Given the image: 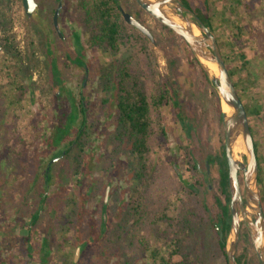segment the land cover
<instances>
[{
    "label": "rangeland",
    "instance_id": "obj_1",
    "mask_svg": "<svg viewBox=\"0 0 264 264\" xmlns=\"http://www.w3.org/2000/svg\"><path fill=\"white\" fill-rule=\"evenodd\" d=\"M37 1L47 6L45 14L50 19L53 1ZM92 1H63L61 23L69 37L66 51L74 54L70 47L73 45L71 30H80L90 69L83 94L89 104L87 124L91 125L92 132L86 139L87 156L80 172L84 177L79 184L72 171L77 166V160L73 159L76 151L70 156L64 152L51 161L48 202L52 205L42 216L43 229L39 236L48 238L52 252L44 264H60L57 257L67 253L65 264H71L72 258L76 264H161V254L166 256L171 250V238L179 236H184L189 248L195 245L191 256L193 264H201L199 256L205 260L202 264H228L218 248L216 231L206 218L199 219L204 213V204L214 208L213 192L219 193L217 174L210 169L206 175L202 165L195 171L192 163L184 159L185 140L175 107L151 110L150 150L145 155L144 178L137 184L134 177L141 168L139 158L132 152L129 137L120 135L115 99L105 92L106 77L109 73L114 76L116 66L124 59H129L132 74L138 77L140 86L149 96L160 87V82H169L171 87L179 89L185 111L196 121L195 156L204 158L207 152L219 150L225 143L224 131L216 128L217 121L219 123L216 106L221 105L216 88L204 83L198 67L191 68V55L182 40L169 34L148 13L143 12L142 19L152 31L155 42L144 40L142 34L133 32L124 23L127 32L137 36V41L134 38L130 43L120 44L116 52L92 45L95 22L88 20ZM208 1L211 12L216 13L215 34L228 64L242 67L241 52L249 61L233 79L239 83L238 93L244 96V102L256 105L264 99L259 88L264 83V10L256 12L255 9H264V0ZM38 14L39 9L36 15L26 17L22 0H0V264L21 263L23 252L18 236L23 220L21 214L28 207L25 202L34 191L32 185H36L35 188L40 185L49 161L65 144L63 142L61 148H49L46 142L57 118L69 112L70 105L67 100L54 96L59 86L50 70L52 60L44 56L50 23L45 28L40 27ZM9 25L16 56L2 50L6 40L4 28ZM237 38L242 45L232 47L230 42ZM60 56L62 54L58 60L61 77L77 94L84 78L83 70ZM9 65L8 71L5 70ZM251 120L257 125L255 115ZM239 156L245 160L242 152ZM3 171L8 175L7 183L5 176L2 177ZM203 179L211 185L212 191L208 194L201 189ZM243 183L242 179V186ZM71 209H76L77 213ZM79 210L80 220L75 227L70 226V233L66 232L69 240L64 242L62 235L69 229L68 220L71 216L77 217ZM186 215L192 219L193 232L183 227ZM102 222L107 228L101 240L81 248L89 232ZM60 241L64 242L61 248ZM246 245L254 254L252 243L246 242ZM154 249L160 251L156 259L152 257ZM42 261L37 252L31 260L33 264Z\"/></svg>",
    "mask_w": 264,
    "mask_h": 264
},
{
    "label": "trees",
    "instance_id": "obj_2",
    "mask_svg": "<svg viewBox=\"0 0 264 264\" xmlns=\"http://www.w3.org/2000/svg\"><path fill=\"white\" fill-rule=\"evenodd\" d=\"M180 1L185 6L189 8H194L193 3L195 2V0ZM90 3L91 7L88 10V20H92L95 22L93 31L94 33L92 34L90 40L92 45L102 47V49L110 50L111 52H116L120 44L130 43L135 38L134 33L127 32V29H125L126 27H124V20L121 16L120 11L116 7V0H93ZM134 3L136 5L135 11L138 14L141 15L143 12L147 13L137 2L134 1ZM196 11L199 13L198 15L200 16L202 21L207 25V27H210L211 22L207 13H201L199 9H196ZM156 21L169 34H172L173 37L180 38L182 40V42L187 48L188 53L191 55L189 59L191 68L198 67L204 83L215 87L214 84L210 81L206 69L198 62L184 38L175 33L168 26L164 25L158 20ZM130 27L133 29V32L135 31L142 34L144 40H148V38L137 28L132 26ZM10 31V25L8 28H4V32L6 33V40L5 43L2 44V50L9 55L16 56L18 55V53L14 51L15 42L13 39V35L10 33ZM76 34L79 49L77 51V56L74 58L73 61L84 66V49L80 44L79 33ZM135 40L137 41V36ZM173 41L175 42V40ZM230 44L232 47H240L242 45L240 38L235 39V41L233 40L232 42H230ZM240 56L243 59L242 67L247 66L249 61L245 58L244 53L241 52ZM225 62L227 63L229 73L233 79V77L238 74L240 70H242V67H239L238 65H229L226 57ZM9 68L10 65L6 67L5 70L7 69L8 71ZM115 71L116 72L114 76L112 75V73H109V75L106 77L108 83L105 86V92L109 94V97L115 99L116 114L118 117L117 119L119 124L118 130L121 133L120 135H127V138L129 137L132 152L139 158V164L141 168L139 171H137L134 177V181L137 184H140V182L144 178V170L146 166L145 155L150 150L148 145V138L153 123L151 116L152 108H156L157 110H159L163 106H174L176 118L182 127V131L185 133V145L183 147L185 151L183 153L184 159L187 160V163H192V167H199L200 165H202V167H204L205 169L206 175L208 174L206 162H209L211 171H214L217 174V184L219 193L213 192L214 201L212 203V206L214 208H212L211 206L208 207L206 204H204V213L199 215V219L202 220L206 218L208 224L216 231L218 237V248L221 251L222 255L225 256V259L227 261L226 240L230 231L232 215L230 207L231 196L228 184V162L226 158L225 143H223L219 150L207 152L204 158H202L201 156H195V150L197 148L193 138V134L197 132L195 130V121L192 119L193 117L191 118L190 114L185 111L186 105L183 99H180L179 89L171 87V84L169 82L164 81L160 82V87L156 90L155 93H152V95L149 96L146 91H144L143 88L140 86L138 77L132 74L129 59L122 60V62H120L119 65L116 66ZM58 73V69L54 66V78H59ZM112 76L114 78V82H112L111 80ZM109 79L111 81H109ZM191 83H193V80ZM234 84L235 87L239 86V83L236 81H234ZM173 85H175V83H173ZM213 92L214 94H216L215 89H213ZM72 99V109H78V113L82 114L83 119H81L79 124L76 125V116L74 120L69 121V114H66V112L62 113V118L64 122H66V117L67 122L61 127L59 125L56 127V131L54 133V142L59 140V138H64L63 135H67L70 132L71 127L76 126L77 129L74 131L76 132V135L72 138L68 147L66 146L67 149H61L58 153L62 154L65 150V155L70 156V153L76 151L75 156H73V159L77 160V166L74 167L72 171L73 175L77 176V184H79L82 178L84 177V175L80 172L83 168L82 163L84 157L87 156V153L84 152V148L87 142L86 139L90 136V133L92 132V127L90 124L86 123L87 108L84 104L83 98L81 99L78 105H74L73 102H75V99L73 97ZM105 101H107V99H105ZM245 106L247 107L246 110L248 112L250 111L252 114H256L258 109L257 105L246 104ZM216 110L219 116V123L222 126V108L220 103L217 104ZM96 127H98V125H96L95 128ZM56 156H58V154H56ZM10 161L12 162V159H10ZM11 169L15 170L14 167H12ZM51 170L52 167H49L48 173H45V175L43 176V180L40 182V185L37 188H35L36 185H32L34 191L32 192L30 199L25 202L28 207L25 208L23 210V213L21 214L23 220L18 238L22 245L21 252H23V257L20 264H33L31 260L36 254V252L39 256H42L43 261L41 262V264H44V261H48L47 258L52 252V247L50 246L48 238L46 236H39L43 229V223L41 221L42 216H44L45 212L47 211V207L49 208L52 205L50 204L51 201L48 202L50 198V194L48 193V183L52 178ZM2 174V177L5 176L4 179L7 183L8 175L5 174V171H3ZM14 175L17 176L16 174ZM201 189L204 190L205 194H208L212 191L211 187L207 184L206 180H202ZM191 191H193V189H191ZM103 207L104 209L106 208V202L103 203ZM71 211L77 213L76 209H71ZM80 214L81 213L79 210L77 217H70V219L68 220L70 222V225L68 226L69 229H67L68 231L64 230V233H70L72 229L70 226L72 225L73 227H75V224L77 225L78 221L80 220ZM189 214L191 215V213ZM187 215L182 223L183 227L185 229L188 228L189 231L193 232L194 225L192 223V219L190 216ZM203 215H206V217ZM106 228L107 225L105 222H102L99 226H97V228H93L89 232L88 236L82 241L80 245L81 248H86L99 242L101 240V237L105 234ZM122 228L125 229V226H123ZM67 237V233L62 235V238H64V242L69 240ZM70 237L73 238L74 236L70 235ZM64 242L60 241L58 243L59 248L62 247ZM246 242H252L248 226H244L241 230V240L239 244L240 248H238V251L236 252L238 264H259V260L257 258L256 253L252 254L250 252L249 247L246 245ZM191 245L192 247L189 248V244H187L186 240L184 239V236L171 238V250L168 252V257L164 256V254H161V256L159 255L161 259V264H193L191 258L193 253L192 248L195 249L196 247L194 244ZM158 250L159 249H154L152 252V257L154 259H156L158 254H160V251ZM68 255L69 254L67 253L63 256L57 257V259H59L58 262H60V264H65L68 259ZM199 261L201 264L202 262H205V260H203L201 256H199ZM70 263L76 264L77 262L72 258L70 260Z\"/></svg>",
    "mask_w": 264,
    "mask_h": 264
},
{
    "label": "water",
    "instance_id": "obj_3",
    "mask_svg": "<svg viewBox=\"0 0 264 264\" xmlns=\"http://www.w3.org/2000/svg\"><path fill=\"white\" fill-rule=\"evenodd\" d=\"M135 1L152 17L184 38L216 88L221 102L222 122L226 135L225 151L231 196L232 217L226 240L227 263L238 264L236 251L241 236V221L246 220L259 264H264V211L257 186L258 160L254 138L245 105L229 73L218 41L206 24L180 0ZM22 3L26 17L36 15L39 9L36 0H22ZM58 11L59 9L55 11L54 20L58 32L61 33L57 21ZM122 13L127 23L138 28L155 42L153 33L146 25L128 11L122 9ZM224 103L228 106L227 110L224 109ZM237 142H240L242 147L235 152L234 147ZM239 152L244 154L245 160L239 156ZM207 166L209 168V162ZM240 172H243V186L239 178Z\"/></svg>",
    "mask_w": 264,
    "mask_h": 264
},
{
    "label": "flooded vegetation",
    "instance_id": "obj_4",
    "mask_svg": "<svg viewBox=\"0 0 264 264\" xmlns=\"http://www.w3.org/2000/svg\"><path fill=\"white\" fill-rule=\"evenodd\" d=\"M52 1L54 3V6L51 9V11H52L51 18L48 19L47 13L45 14V11L47 10V6L45 4H43V3H42V5H39L41 3H39L36 0V2L39 5V14L36 16L37 19H38V23H40V25H41V26L40 25L39 26L40 27L43 26L45 28V27H47L46 24L47 23H50V28H49V26L47 27L48 34L45 37L44 56H46V57H48V58H50L52 60V63L50 65V70H51V73H52V77L54 78V76H53V67L54 66L58 69V72H59L58 73L59 74V78L58 79L57 78H54L55 83L59 86V90L54 93V96L56 98H60L61 100L63 98L65 100H67V102H69L70 111L67 112L66 114H69V121L74 120V118L76 116L75 123H76V125H78L79 122L81 121V119H83L82 118V114L78 113L79 112L78 109L77 110L76 109H72L71 101L73 100L72 99V97H73L75 99V102H73L74 105H78L79 102L81 101V99L83 98V101H84V104L86 105L87 113H88L89 104L87 102L86 96L83 94V90L87 87V80H88V78L90 76V71H89L90 69H89V65L87 64V61H86L87 60V56H86L85 47H84V44H83V39H82V35H81L80 30L75 29V28L72 29V30L70 29L71 30V36H70L71 38L70 39H72V44H73L72 46L70 45V47H72V50H73L74 54H72L69 51H66L65 43H66V41L68 40L69 37L66 34V29L64 28V26L61 23V18H62V15H63L62 14V9H63V6H64V2H63L64 0H52ZM116 1H117V6L116 7L120 11L121 16H122L125 24L130 25L129 23H127L125 21V19L123 17L122 9H124V10L128 11L129 13H131L140 22H142L144 25H146L145 24V21L142 19V17H143L142 14L140 15V14H138L135 11V7H136V5L134 3L135 0H116ZM254 3H256V1ZM193 6H194V8H190V9H192L193 12L195 13V15H197L199 18H200V16L198 15L199 13L196 11V9H199V11H201V13L202 12L203 13H207V15L209 16V19H210V22H211L210 23L211 26L208 27V28L209 29L211 28L210 31L216 37V39L218 41V44L220 46L221 52H222L221 41L217 37V35L215 34L214 20L216 19V16H215L216 13H215V11H212L211 12L212 7H211L210 2L208 0H195V2L193 3ZM57 9H59L58 16H57V21H58V27H59L61 33L58 32V30L56 28V25H55V20H54L55 11ZM255 10H256V12H259V11L264 10V9L263 8H261V9L256 8ZM227 12L228 11L226 10V13ZM256 22H257L256 24L258 26H260L259 25V22L260 21L257 20ZM130 26L135 27L133 25H130ZM261 29L260 30L263 32V27ZM140 32H142V31H140ZM76 33H79V35H80L79 36L80 37V44L82 45V48L84 49V54H83L84 66H82V65L78 64L77 62L73 61L74 58L77 56V53H78L77 51L79 49L78 42H77V37H76L77 34ZM262 46H264V44H262ZM263 50H264V47H263ZM263 53H264V51H263ZM60 54H62V56H60V57L67 58V60H70L71 62L73 61L77 67H79V68H81L83 70V76H84V78H83L82 84L80 85L81 88L79 89V91L77 92V94L74 92L75 90L72 89L71 87H69L66 84L65 80L61 77V71H60L61 68H60V66L58 64V60H59V55ZM222 54L224 56V53L223 52H222ZM224 59H225V56H224ZM259 88H261V93L264 95V83H262V85H260ZM236 89L238 91V88L237 87H236ZM239 95H240V97H241L244 105H246V103L243 100V97L244 96L242 94H239ZM115 105H116V102H115ZM256 105L258 107L256 114H252L250 111L248 112L247 110L246 111H247V114H248V119H249V122H250V127H251V131H252L253 138H254L255 150H256V154H257V160H258L257 186H258V191H259V195H260V201H261L262 208H263V211H264V120H262L263 117H264V99H261ZM245 108L247 109L246 106H245ZM252 115H255L258 118L257 125H255L252 122V120H251ZM66 118H65V121L67 122V119ZM260 118H261V120H260ZM66 122H64V120L62 118V115L57 118V123H55L56 125L52 126L51 133H50L48 139L46 140L47 146H49V148H52L54 146L55 147H58L59 146L61 148L62 143L64 142L65 143L64 144V147L61 148V149H65V150L67 149V147L70 144L72 138L76 135V132H74L77 129L76 126L71 127L70 132L67 135H63L64 138H61V139L59 138V140H57L56 142H54L55 141L54 140L55 139L54 138V133L56 131V127L58 125L61 127ZM86 123H87V117H86ZM195 124H196V121H195ZM195 127H196V125H195ZM216 128L218 129V131H221V128H222V130H224V136H225V140H226L224 125H223V127H221L220 126V123H218V121H217ZM181 129H182V127H181ZM195 130H196V128H195ZM182 133H183V136H185V133L183 131H182ZM196 133L193 134V138H194V141H195V145L197 144V140H198ZM65 134H66V132H65ZM65 139H66V141H65ZM65 150L63 151V153L65 152ZM57 154L59 156L62 155V154H59V153H57ZM54 155L55 156L49 161L48 165L46 166L45 172L43 173V176L45 175V173H48L49 167H51V161L56 157V153ZM206 165H207V162H206ZM193 168H195V171H197L199 169V168L197 169V167H193ZM209 170H210V167L208 168V166H207V172H209ZM241 174L243 175V172H240L239 173V178H240V182H241V185H242L243 176ZM200 183L202 184V181ZM208 185L211 187L210 184H208ZM230 207H231V204H230ZM231 215H232V212H231ZM244 226H248L246 220H242L241 221V230H242V228ZM240 240H241V236H240ZM240 240H239V243H240ZM166 257H168V252L166 253Z\"/></svg>",
    "mask_w": 264,
    "mask_h": 264
},
{
    "label": "bare ground",
    "instance_id": "obj_5",
    "mask_svg": "<svg viewBox=\"0 0 264 264\" xmlns=\"http://www.w3.org/2000/svg\"><path fill=\"white\" fill-rule=\"evenodd\" d=\"M206 63H208V62H206ZM209 65H210L213 69H215V67H213L211 64H209ZM224 109H225V110L228 109V106H227L226 103H224ZM241 147H242L241 143H240V142H237L236 145H235V147H234V151H235V152L239 151V150L241 149ZM251 243H252V242H251ZM252 245H253V244H252Z\"/></svg>",
    "mask_w": 264,
    "mask_h": 264
}]
</instances>
